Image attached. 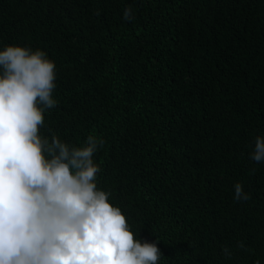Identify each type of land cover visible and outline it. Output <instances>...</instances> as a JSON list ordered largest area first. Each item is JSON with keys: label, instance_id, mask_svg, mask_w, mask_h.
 Returning <instances> with one entry per match:
<instances>
[{"label": "trees", "instance_id": "obj_1", "mask_svg": "<svg viewBox=\"0 0 264 264\" xmlns=\"http://www.w3.org/2000/svg\"><path fill=\"white\" fill-rule=\"evenodd\" d=\"M9 45L55 63L40 134L104 140L97 187L159 264H264V0H0Z\"/></svg>", "mask_w": 264, "mask_h": 264}, {"label": "clouds", "instance_id": "obj_2", "mask_svg": "<svg viewBox=\"0 0 264 264\" xmlns=\"http://www.w3.org/2000/svg\"><path fill=\"white\" fill-rule=\"evenodd\" d=\"M122 18L134 19L131 7ZM55 81L43 50H0V264H159L156 242L137 239L97 187L93 157L104 140L90 134L76 146L51 129L50 139L40 134L58 103ZM250 159L264 162V138H255ZM233 187L234 200L250 199L241 183Z\"/></svg>", "mask_w": 264, "mask_h": 264}]
</instances>
